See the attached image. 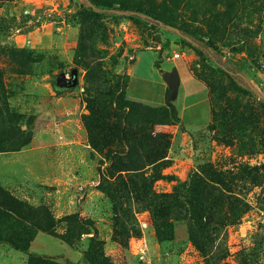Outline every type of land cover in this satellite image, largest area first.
Instances as JSON below:
<instances>
[{"label":"rangeland","instance_id":"1","mask_svg":"<svg viewBox=\"0 0 264 264\" xmlns=\"http://www.w3.org/2000/svg\"><path fill=\"white\" fill-rule=\"evenodd\" d=\"M99 2L212 59L86 0H0V264H264L263 99L226 70L264 94V0Z\"/></svg>","mask_w":264,"mask_h":264},{"label":"trees","instance_id":"2","mask_svg":"<svg viewBox=\"0 0 264 264\" xmlns=\"http://www.w3.org/2000/svg\"><path fill=\"white\" fill-rule=\"evenodd\" d=\"M86 1L90 4L91 8H93V10L99 15H103V16H107V17H116V16H122L123 15V16H127V17H129L135 21H142V22L147 23V24L149 23L154 28H159L160 26H166L168 28H173L177 33H179L182 36V39L184 41H186L195 50V52L198 55L203 56L205 58L212 59V55L215 51V49H214L215 47L213 46V43L211 40H205L204 38L198 36L197 34H195L194 32H192L186 28L174 27V25L164 23L156 15H154L150 11L141 9L139 7L131 6V5H125V4L115 5V4H111V3H102V2H99V0H86ZM226 70L228 71V73H231L234 78L238 79L239 85L241 88L256 91L258 93L259 97H261V99H263L262 104L264 105V94L261 93L260 91H257V89H255V87L252 85L250 80H248L245 76H243L241 74H236L235 71H229L228 69H226ZM77 84H78V75H77V72H75L73 70L71 77H66L63 75L58 77V79L55 80V82H54V88L58 91H62V90L74 88L77 86ZM120 87H121L120 82L116 83V87H115L116 89L113 91L112 96L110 97V100L108 102L112 103L114 100H116V109L117 110H120L121 108L123 109L127 106L129 109L134 110L135 104L124 105V103L122 104L121 102L119 104V101H121L120 92H119ZM173 92H174V90H173ZM173 94H171V95H173ZM167 103H168V106L173 111H176L175 105L170 101V97H168ZM98 115H100V114L96 113L94 116L97 117ZM98 117H100V116H98ZM157 123H160V121ZM152 132L153 131L151 130L150 133L152 134ZM139 133H140V131H135L136 136H134L135 139L133 140L134 143H136V145H137V146H135L136 151L139 148V150H141V152L144 151L148 155V153H151V151H154L156 149L154 151L156 156L148 157L151 159L153 158V160H155V161H158V160H161V159H164L165 157H167L166 149L164 150V145H162L158 139H155L156 136H153V134H152L150 142L147 143V140H144V138H143L144 135L142 134L140 136ZM163 135L164 134L160 135V138H162ZM152 140H154L153 143H152ZM150 146H152V150L150 149ZM127 169H134V167H130ZM205 171L208 172V170H205ZM208 176H210V175L208 174ZM212 178H214V177H212ZM199 180H200L199 177H197V176L193 177L194 182H197V181L200 182ZM214 181H217V180H214ZM3 239L4 238H0V240H3ZM6 240L16 249H19V250H22L25 252L28 251V249L25 246L19 245L16 242L8 240V239H6ZM31 255L34 258H37L38 261L43 262L44 264H50V263L45 262L42 259V257L35 256L33 254H31Z\"/></svg>","mask_w":264,"mask_h":264},{"label":"water","instance_id":"3","mask_svg":"<svg viewBox=\"0 0 264 264\" xmlns=\"http://www.w3.org/2000/svg\"><path fill=\"white\" fill-rule=\"evenodd\" d=\"M164 77L166 79V81L169 83L170 87L174 88V94L176 93V89H177V83L179 80L178 77V71L177 69H173L172 73L170 75L164 74Z\"/></svg>","mask_w":264,"mask_h":264},{"label":"built area","instance_id":"4","mask_svg":"<svg viewBox=\"0 0 264 264\" xmlns=\"http://www.w3.org/2000/svg\"><path fill=\"white\" fill-rule=\"evenodd\" d=\"M175 57H176V58H177V57H180V55H179V54H176Z\"/></svg>","mask_w":264,"mask_h":264}]
</instances>
